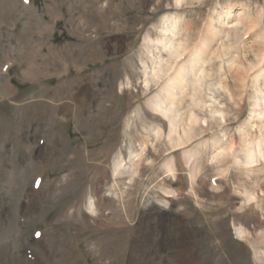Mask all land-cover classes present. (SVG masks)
<instances>
[{"label": "rangeland", "instance_id": "1", "mask_svg": "<svg viewBox=\"0 0 264 264\" xmlns=\"http://www.w3.org/2000/svg\"><path fill=\"white\" fill-rule=\"evenodd\" d=\"M1 229L0 264H264V0H0Z\"/></svg>", "mask_w": 264, "mask_h": 264}, {"label": "bare ground", "instance_id": "2", "mask_svg": "<svg viewBox=\"0 0 264 264\" xmlns=\"http://www.w3.org/2000/svg\"><path fill=\"white\" fill-rule=\"evenodd\" d=\"M174 1V3L176 4V5H179L180 4V2H181V0H173ZM9 3H11V1L9 2ZM239 10H243V11H245V10H247V9H245V7H243V6H241L240 8H239ZM233 9H232V6H229V7H227V10L225 11V12H220V11H218V10H215L214 12H213V15H211V19H212V21L213 22H216L215 24H218V25H216L215 26V24L213 23V22H210L211 23V26H209L210 27V29H209V31H211L212 33H215V32H217V31H219L217 28L218 27H220L219 25H221V27H222V25L224 24V21L225 20H227L228 18H231L232 16H231V13H233ZM239 12V11H238ZM244 15V14H243ZM245 16V15H244ZM248 16V15H247ZM238 17V16H237ZM209 19V18H208ZM210 19V20H211ZM209 20V21H210ZM226 23V22H225ZM228 24V23H227ZM251 24H253V23H251ZM166 26V25H165ZM254 26V25H253ZM208 27V28H209ZM255 27V26H254ZM252 28V27H251ZM163 29V28H162ZM223 30V29H222ZM171 33V28H167V27H165L164 29H163V31H162V34L160 35V37L159 38H157V39H155V42H157V43H160L161 45H162V48H163V50L165 51H170L171 49L169 48L170 46L168 45V42H167V36L166 35H168V33ZM208 32V31H207ZM210 32V33H211ZM227 32V31H226ZM211 33V34H212ZM210 34V35H211ZM218 34V33H217ZM226 36V35H225ZM226 38V37H225ZM171 42V41H170ZM258 43V42H257ZM182 46V45H181ZM206 46V45H205ZM23 49V48H22ZM80 49V48H79ZM78 49V50H79ZM99 49V48H98ZM185 49V48H184ZM204 48H203V46H197L196 48H195V50H194V52H193V54L192 55H194V66H191L190 67V70H194L195 71V68L197 67V69H198V63H200V62H205V61H203V57H201V56H203L202 54H203V52H204V50H203ZM60 50V49H59ZM179 50H180V48H179ZM225 50H226V48H225ZM85 51V50H84ZM84 51H83V53H84ZM79 52V51H78ZM86 52H87V50H86ZM152 52V51H151ZM176 52V51H175ZM59 53H61V52H59ZM31 54V53H30ZM67 54H69V52L67 53ZM78 54V53H77ZM90 54V53H89ZM263 54V53H262ZM33 55V54H32ZM36 55V54H35ZM41 55V54H40ZM63 55V54H62ZM72 55V54H71ZM83 55V54H82ZM81 54L79 55V56H82ZM180 55H181V53L178 55V57H180ZM30 56V55H29ZM74 56V55H73ZM84 56V55H83ZM87 56H89V55H87ZM256 56H258V55H256ZM48 57V56H47ZM62 57V56H61ZM64 57V56H63ZM67 57V56H66ZM84 58H85V56H84ZM9 59V58H8ZM54 59V58H53ZM52 59V60H53ZM82 59V58H81ZM89 59V58H88ZM110 59V58H109ZM193 59V58H192ZM45 60V59H44ZM73 60H74V57H73ZM77 60V59H76ZM156 60H157V62H156ZM155 60V62H156V66H159V63H161V62H164V64H166L167 63V61L165 60V59H156ZM8 61H11L10 59L8 60ZM19 61V60H18ZM56 60H54V62H55ZM84 61V60H83ZM87 61V60H86ZM89 61V60H88ZM13 62V61H12ZM62 62V61H61ZM60 62V64H62ZM66 62V61H65ZM74 62H75V60H74ZM43 63V62H42ZM46 63H48V62H46ZM57 63V62H56ZM76 63V62H75ZM81 64H83V62L81 61L80 62ZM154 63V62H153ZM152 63V64H153ZM10 64V63H9ZM21 64V63H20ZM28 64V63H27ZM59 64V65H60ZM70 64V63H69ZM88 64V63H87ZM48 65H49V63H48ZM161 65V64H160ZM198 65V66H197ZM21 66V65H20ZM30 66V65H29ZM50 66V65H49ZM48 66V67H49ZM54 66V65H53ZM85 66V65H84ZM112 66V65H111ZM110 66V67H111ZM121 66V65H120ZM19 67V66H18ZM73 67V66H72ZM77 67H80L79 66V64H77ZM164 67H166V66H164ZM53 68V67H52ZM55 68V67H54ZM76 68V67H75ZM161 68V67H160ZM26 69V68H25ZM36 69V68H35ZM40 69V68H39ZM50 69V68H49ZM85 69V68H84ZM158 69V68H157ZM41 70V69H40ZM160 70V69H159ZM167 70L168 69H163L162 68V70L161 71H159L160 73L162 72V74L164 73V74H166V72H167ZM188 70H189V68L187 67V66H184L183 64H182V66L180 65L179 67H178V69L176 70V72H175V74L173 75V77H172V79H171V82H170V84L171 83H174L173 84V86L174 85H176L177 87H180V86H182L183 85V83H184V81H185V79H187L186 78V74H187V72H188ZM199 70H200V68H199ZM24 71V70H23ZM42 71V70H41ZM47 71V70H46ZM56 71V70H55ZM81 71V70H80ZM155 71L157 72V70L155 69V66H153L152 67V74H154L155 73ZM61 72V71H60ZM65 72V71H64ZM77 72H78V69H77ZM198 72V71H197ZM201 72V71H200ZM157 74V73H156ZM196 74V73H195ZM65 76V75H64ZM78 76V75H77ZM120 76V75H119ZM43 77V76H42ZM41 77V78H42ZM50 77V76H49ZM56 77H58L57 75H54L53 74V78H52V75H51V78H52V80H56ZM188 77H190V76H188ZM24 78H29V79H27V80H30V79H32L33 80V78H34V75H32L30 72H26V75L24 74V73H20L19 74V80L20 81H22V80H25ZM39 78V77H38ZM66 78V77H65ZM156 78H158V76H156ZM193 78H194V76H193ZM44 79V78H43ZM61 79V78H60ZM68 79V78H67ZM113 79H114V77H113ZM4 80H5V78H4ZM41 80V79H40ZM63 80V79H62ZM193 80H195V79H193ZM61 81V80H60ZM64 81V80H63ZM69 81V80H68ZM18 82V81H17ZM19 83V82H18ZM79 83V82H78ZM36 84H37V82H36ZM7 85V84H6ZM70 85V84H69ZM167 85H169L168 83L166 84V86ZM172 85V84H171ZM171 85H170V89H172V87H171ZM219 85V84H218ZM62 86V85H61ZM221 85H219V87H220ZM69 87V86H68ZM169 87V86H168ZM43 88V87H42ZM168 89V88H167ZM12 90V89H11ZM44 90V89H43ZM46 90H44L43 91V93L45 92ZM48 91V90H47ZM167 91V90H166ZM7 92V91H6ZM49 92V91H48ZM12 93V92H11ZM45 94V93H44ZM77 94V93H76ZM122 95V94H121ZM32 96V95H31ZM37 96V95H36ZM35 96V97H36ZM48 96V95H47ZM12 97V96H11ZM37 98V97H36ZM88 98V97H87ZM173 98V97H172ZM261 99V98H260ZM263 99V98H262ZM32 100V99H31ZM30 100V101H31ZM49 100V99H48ZM95 100V99H94ZM104 100V99H103ZM89 101V100H88ZM257 101V100H256ZM261 101V100H260ZM263 101V100H262ZM64 102V101H63ZM100 102V101H99ZM259 101H257V103H258ZM85 104V103H84ZM165 103H164V101L162 100V102H160V103H156L155 105H154V111H156V112H158L162 117H166V110H167V108H166V106H167V104H165V106L163 107V105H164ZM69 105V104H68ZM101 105V104H100ZM49 106H51L50 104H49ZM85 106V105H84ZM109 106V105H108ZM110 106H111V104H110ZM112 106H114V105H112ZM257 106H258V104H257ZM45 107H47V108H45ZM44 108L45 109H48V106H45ZM80 107V106H79ZM78 107V108H79ZM87 107V106H86ZM252 107H253V105H252ZM98 108V107H97ZM114 108V107H113ZM50 110H51V108H49ZM75 109V108H74ZM87 109V108H86ZM18 110V109H17ZM90 110V109H89ZM97 111H99L98 109H97ZM101 111V110H100ZM103 111V110H102ZM108 111V110H107ZM112 111V110H111ZM117 111V110H116ZM44 112V111H43ZM113 112V111H112ZM91 114V113H90ZM79 115V114H78ZM89 115V114H88ZM100 115V114H99ZM98 115V116H99ZM103 115V114H102ZM112 115V114H111ZM91 116V115H90ZM46 117H47V115H46ZM78 117V116H77ZM115 117V116H114ZM99 118V117H98ZM80 119V118H79ZM92 119H94V118H92ZM189 120H190V117L188 118ZM48 120V119H47ZM53 120V119H52ZM95 120V119H94ZM93 120V121H94ZM110 120V119H109ZM112 121V120H111ZM118 121V120H117ZM102 122V121H101ZM110 122V121H109ZM108 122V123H109ZM112 123H114V122H112ZM112 123H110V124H112ZM103 124V123H102ZM158 125V124H157ZM160 125V124H159ZM171 125H172V123H171ZM53 128V127H52ZM173 128V127H172ZM112 129V128H111ZM176 128H174V130H175ZM115 130V129H114ZM85 131V130H84ZM178 131V130H177ZM171 132H172V130H171ZM169 133H170V130H169ZM80 135V134H79ZM180 137V136H179ZM183 138H179L178 139V141H176V143L174 144V146L173 147H180V145L181 144H183L182 143V141H184V139L182 140ZM85 141V140H84ZM83 141V142H84ZM262 143V142H261ZM185 144V143H184ZM65 145V144H64ZM63 145V146H64ZM78 146V145H77ZM85 146V145H84ZM112 146V145H111ZM113 148V147H112ZM111 148V149H112ZM60 149V148H59ZM104 149V148H103ZM110 149V150H111ZM81 150H83V149H81ZM105 150V149H104ZM107 151H109V150H107ZM106 151V152H107ZM259 151V150H258ZM111 152V151H110ZM108 153V152H107ZM250 153V152H249ZM81 156V155H80ZM256 156V155H255ZM79 157V156H78ZM73 159V158H72ZM75 159H78V158H75ZM58 160V159H57ZM86 159H84V161H85ZM77 161V163H81V161L82 162H84L83 160H76ZM122 162H123V160H121V161H119L115 166H114V175H118V174H120V172L119 173H117L118 172V170L119 171H121L119 168H120V166L122 165ZM257 160H255L254 159V156H253V154H249V156L247 157V165L248 166H254L255 164H257ZM67 165V164H66ZM53 166V165H52ZM81 166V165H80ZM53 169V168H52ZM61 169V168H60ZM74 170V169H73ZM41 171V170H40ZM246 171H247V169H246ZM255 171H256V169H248V173H255ZM169 172H171V170L169 169ZM124 173V172H123ZM247 173V172H246ZM96 175V174H95ZM100 175V174H99ZM101 175H103V173L101 174ZM247 175H249V174H247ZM119 176V175H118ZM117 176V177H118ZM121 176V175H120ZM192 176V175H191ZM250 176L251 175H249V178H250ZM103 177V176H102ZM248 177V176H247ZM84 178V177H83ZM94 178V177H93ZM101 178V177H100ZM255 178H256V176H255ZM114 179H116V178H114ZM251 180V179H250ZM192 181V180H191ZM19 182V181H18ZM117 184H118V182H116ZM259 183V182H258ZM62 184V183H61ZM255 184V183H254ZM44 185H45V183H44ZM65 185V184H64ZM106 185V184H105ZM113 185V184H112ZM249 185V184H248ZM252 185V184H251ZM251 185H250V188H251ZM69 186V185H68ZM114 187H115V185H113ZM253 186V185H252ZM255 187V186H254ZM249 188V189H250ZM133 189V188H132ZM245 189V188H244ZM248 189V190H249ZM116 190V188L114 189V191ZM251 190V189H250ZM244 191L245 193H244V195H245V201H244V199H243V203H248V204H251V202H253L254 200H255V198H257L255 195H257V194H255L254 193V191ZM65 191V190H64ZM166 193H167V191H165ZM94 193V192H93ZM115 193H117V192H115ZM33 194V193H32ZM73 194V193H72ZM70 195V194H69ZM120 198V197H119ZM74 199V198H73ZM32 200V199H31ZM107 201V200H106ZM38 202V201H37ZM113 202H114V200H113ZM46 204V203H45ZM107 204V203H106ZM114 204L115 205H112V206H114L115 208H117V207H119V206H117L116 207V203L114 202ZM99 206V205H98ZM105 206V205H104ZM111 206V205H110ZM250 206V205H249ZM129 207V206H128ZM113 208V207H112ZM67 209V208H66ZM88 209L89 210H91V212H93L94 214L95 213H97L99 210H98V207L96 206V204H95V202L93 201V199L91 200V198H89V202H88ZM114 209V208H113ZM33 210V209H32ZM79 210V209H78ZM64 211V210H63ZM66 211V210H65ZM114 211V210H113ZM117 211H119V210H117ZM120 212V211H119ZM63 213V212H62ZM66 213V212H65ZM27 214V213H26ZM85 214V213H84ZM112 214V213H111ZM118 213H116V215H117ZM102 215V214H101ZM79 216V215H78ZM96 217H98L97 215H95ZM95 216H94V218H95ZM111 216V215H110ZM118 216V215H117ZM124 216V215H123ZM122 216V217H123ZM119 217V216H118ZM66 219V218H65ZM98 219H100V218H98ZM110 219V218H109ZM119 219V218H118ZM117 219V220H118ZM98 221V220H97ZM115 221V220H114ZM64 223V222H63ZM14 224V223H13ZM62 224V223H61ZM89 225V224H88ZM91 225V224H90ZM95 225V224H94ZM117 225H119V224H117ZM11 226V225H10ZM87 226V225H86ZM127 226V225H126ZM8 228H10V227H8ZM15 228V227H14ZM82 228V227H81ZM84 228V227H83ZM111 228V227H110ZM13 229V228H12ZM11 228L9 229L10 231L12 230ZM100 229V228H99ZM120 229V228H119ZM124 229V228H123ZM2 231H3V229H1ZM9 230H7V232L9 231ZM85 230H86V228H85ZM84 230V231H85ZM113 231V230H112ZM119 231V230H118ZM1 232V231H0ZM7 232L5 233V231H3V233L1 232V234H0V239H2L6 234H7ZM89 232V231H88ZM98 232V231H97ZM115 232V231H114ZM245 232V230L244 229H242V228H239V229H237V233H238V235L239 236H241L243 233ZM5 233V234H4ZM100 233V232H99ZM94 234V233H93ZM129 234V233H128ZM90 235V234H89ZM44 236V235H43ZM81 236V235H80ZM87 237V236H86ZM91 237V236H90ZM85 238V237H84ZM117 238V237H116ZM122 239V238H121ZM13 240V239H12ZM103 240V239H102ZM264 240V239H263ZM83 241V240H82ZM9 242V241H8ZM78 244V243H77ZM100 244H101V241H100ZM99 244V245H100ZM5 245V244H4ZM0 246H3V245H0ZM77 246V245H76ZM112 246H114V245H112ZM100 247V246H99ZM110 247V246H109ZM103 249V248H102ZM112 250V249H111ZM96 253H98L97 252V250L95 251ZM99 252H100V250H99ZM103 252V251H102ZM60 253V252H59ZM64 253V252H63ZM109 254V253H108ZM99 255V254H98ZM92 256V255H91ZM95 256V255H94ZM100 256V255H99ZM102 256V255H101ZM60 257V256H59ZM98 257V256H97ZM102 259V258H101ZM66 262V261H65ZM101 262V261H100ZM51 263V262H50ZM77 263H79V262H77ZM80 264V263H79Z\"/></svg>", "mask_w": 264, "mask_h": 264}]
</instances>
